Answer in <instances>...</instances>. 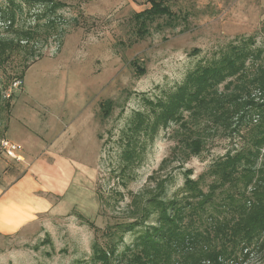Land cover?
<instances>
[{"label":"rangeland","instance_id":"obj_1","mask_svg":"<svg viewBox=\"0 0 264 264\" xmlns=\"http://www.w3.org/2000/svg\"><path fill=\"white\" fill-rule=\"evenodd\" d=\"M63 2L51 15L61 25L55 24L57 37L45 26L47 13L35 18L44 9L39 1L0 0V37H15L38 24L36 39L21 43L0 65V136L9 115L29 128L36 125L31 120L35 116L43 126L49 123L45 120L61 116L62 128L72 116L68 128L86 132L87 144L92 143L86 152L84 193L68 214L42 217L27 236L0 235V264H99L92 256L94 242L107 248L116 241L117 254L127 246L133 249L140 229L126 232L120 241L108 236L109 229L132 219V201L150 194L153 176L171 174L166 196L180 195L184 169L196 178L227 151L249 146L251 124L242 122L239 132L219 130L207 136L202 151L186 158L177 139L179 124L160 129L154 137L136 132V125L138 113L152 115L147 100L165 98L188 72L215 65L232 44L247 42L250 49L262 50L259 58L247 61L249 75L255 64H263L264 0H166L177 18H154L147 32L138 30L135 14L149 7V0ZM10 10L12 26L4 18ZM16 80L21 81L18 87L13 85ZM105 100L112 101L107 117L101 110ZM11 134L18 133L11 130L5 136ZM79 134L74 139L82 146ZM129 149L135 155L127 161L123 154ZM239 261L264 264V250ZM112 264H117L115 259Z\"/></svg>","mask_w":264,"mask_h":264},{"label":"trees","instance_id":"obj_2","mask_svg":"<svg viewBox=\"0 0 264 264\" xmlns=\"http://www.w3.org/2000/svg\"><path fill=\"white\" fill-rule=\"evenodd\" d=\"M28 1H39L44 6L35 18L47 13L45 26L58 37L54 27L60 23L51 15L65 5L63 0ZM165 1L149 0V7L135 14L139 31L147 32V23L154 18H177ZM4 18H10L12 26L13 11ZM37 25L19 30L15 37H0V65L23 46L21 43L36 39ZM248 41L254 43L251 38ZM33 47L28 54L34 58L31 62L36 59ZM261 54L260 48L250 49L247 42L232 44L215 65L198 66L188 72L182 84L165 98L147 100L152 115L138 113L136 132H150L154 137L160 129L179 124L177 139L186 158L202 151L207 136L219 130L228 135L239 132L242 122L251 124L249 146L227 151L196 178L192 170L184 169L180 195L166 196L171 174L153 176L150 194L132 201L136 211L132 219L116 222L114 230L109 229L108 236L116 235L119 241L126 232L140 229L133 249L127 246L117 254L116 241L107 248L94 242L95 262L112 264L115 259L117 264H240L239 260L249 258L253 251L264 250V63L255 64L251 75L247 72V61ZM22 73L18 77L22 78ZM101 106L107 117L112 101L105 100ZM134 151H124V158L130 161Z\"/></svg>","mask_w":264,"mask_h":264},{"label":"crops","instance_id":"obj_3","mask_svg":"<svg viewBox=\"0 0 264 264\" xmlns=\"http://www.w3.org/2000/svg\"><path fill=\"white\" fill-rule=\"evenodd\" d=\"M71 117L65 119L64 128L59 127L61 116L45 120L49 123L44 126L35 116L31 118L36 124L33 128L20 120L17 125L11 115L7 117L0 138L19 144L21 159L0 158L1 236H27L42 217L58 218L68 214L77 204L78 195L84 193L82 183L89 168L85 162L86 152L92 143L87 144L86 132L79 134L68 128L74 120ZM11 130L18 134L5 136ZM78 134H82L81 139L85 141L82 146L74 139Z\"/></svg>","mask_w":264,"mask_h":264},{"label":"built area","instance_id":"obj_4","mask_svg":"<svg viewBox=\"0 0 264 264\" xmlns=\"http://www.w3.org/2000/svg\"><path fill=\"white\" fill-rule=\"evenodd\" d=\"M21 83L20 80L13 82L14 87H18ZM21 146L14 141H11L5 137L0 138V158L5 156L6 158L13 160H20Z\"/></svg>","mask_w":264,"mask_h":264}]
</instances>
